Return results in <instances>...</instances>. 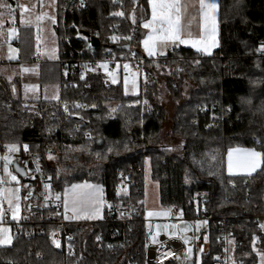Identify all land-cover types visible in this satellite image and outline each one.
<instances>
[{
  "label": "trees",
  "instance_id": "1",
  "mask_svg": "<svg viewBox=\"0 0 264 264\" xmlns=\"http://www.w3.org/2000/svg\"><path fill=\"white\" fill-rule=\"evenodd\" d=\"M17 1L6 3L16 7ZM63 7L64 0H55L58 58L46 59L38 80L41 87L58 86L59 97L23 99L13 91V85H21V78L11 81L0 75V143L6 147L27 146L21 150L19 163L28 158L29 151L41 162L43 176L50 179L56 191L63 192L80 182L103 186L106 206L120 201L116 192L124 176L130 170L144 171L149 159L151 177L159 185L165 209L179 208L188 222L212 219L215 230L202 264H215L221 251L218 238L222 218L228 219L235 258L242 264H258L254 248L264 254V0H220V46L211 56L181 47L158 59L145 57L141 50L145 36L141 24L150 18L149 0H88L86 9L73 13L63 12ZM12 16L20 26L19 40L28 34L32 50L38 36L36 27L22 24L18 10ZM131 32L135 33L131 45L137 58L165 82L171 95L180 96L183 78L195 85L189 99L177 106L172 117L158 101L160 83L141 85L138 95H127L122 78L114 85L102 72L72 79L62 73L58 60L65 49L84 51L87 59L102 58L108 51L123 53L129 47L125 38ZM109 35L117 42H108ZM66 37L71 43L61 45L60 40ZM87 38H98L100 45L88 48ZM32 55L22 51L21 59L31 64ZM62 105L68 106L73 115L70 122L63 118ZM204 107L207 111L202 113ZM169 118L172 127L168 136L179 142L181 155L156 146ZM77 122L83 124L82 132L88 131L91 139L79 133L78 142H60L56 130L71 128ZM235 147L255 148L262 154V167L256 174H226V154ZM51 157L56 158L54 164ZM136 179L144 201V172ZM24 184L23 180L25 214L39 198L24 200L29 191ZM141 213L144 216V208ZM47 215L58 219L55 212L46 209L30 213L28 228L36 232L35 238L26 241L15 237L10 246L0 247V264H68L52 247L51 234L56 227L46 222ZM114 227L106 211L101 222L69 225L68 231L76 240L72 260L80 264H122V252L96 241L100 234H111ZM129 240L133 250L143 249L136 257L137 264H149L145 260L146 225L142 218L131 224Z\"/></svg>",
  "mask_w": 264,
  "mask_h": 264
},
{
  "label": "built area",
  "instance_id": "2",
  "mask_svg": "<svg viewBox=\"0 0 264 264\" xmlns=\"http://www.w3.org/2000/svg\"><path fill=\"white\" fill-rule=\"evenodd\" d=\"M88 6V0H64L63 12L82 11ZM123 18L128 20L124 14ZM138 30V29H137ZM20 38V30L16 29V39ZM92 39L87 38V47H92ZM112 35L107 36L108 42H117ZM129 47L123 53L110 54L108 51L102 58H89L85 57L84 51L78 49L67 48L62 52V56L58 60L59 66L63 70V74L67 78L85 77L99 72H104L106 68L109 75H116L123 79L131 77L136 74L140 78V84L143 86H153L159 83L157 75L150 73L143 65V62L137 58L136 51L131 45L135 41V33L131 32L125 38ZM71 38L66 37L60 40L61 45H69ZM174 49H170L168 54H172ZM45 62L41 54H36L33 58L35 65L41 66ZM127 66V67H125ZM72 83H68L71 86ZM63 118L66 122L72 120V113L68 106L62 105L61 107ZM207 108H202L201 112L205 113ZM83 124L77 122L71 128L62 126L56 130L55 135L62 143L78 142L79 133H82L83 138L91 139V134L86 131L82 132ZM0 151L2 154L6 152V146L0 143ZM27 159L21 162V166L27 171V187L29 189L24 200H30L33 196H37L39 200L36 204H30L27 208V213H23V208L20 216L15 215L14 211L8 205L4 207V219L13 230L14 237L31 241L35 238L36 232L33 228H28L31 223L30 213L38 208L50 210L57 214L55 216L47 215L46 222H51L55 227V231L51 234V244L54 250L61 252L64 255L68 264H80L78 260L73 261L75 256V236L68 231L69 225L72 223L64 214V206L62 200V192L56 191L48 177L43 176V167L40 161L36 160L34 156L26 151ZM34 169L32 173L37 182L41 183L40 189H36L33 185V178H29V171ZM144 171L130 170L121 181L116 197L120 200L117 204L109 203L106 206L107 215H109L113 224L115 225L111 234H100L97 237V242L101 245H106L109 249L123 253L122 264H137L136 257L141 255L142 248L133 250L129 240V232L131 231V224L137 218H142L146 225V244L144 247L145 260L149 264H189L194 261L187 260V256L182 255V251L190 245L194 246L195 252H205L210 250L211 236L215 230L212 219L209 217L200 218L194 222L185 221L183 213L179 208H168V215L165 218L156 219L155 217H147L146 212L142 216L141 208H144V201L140 199V182L136 179V175L142 174ZM48 184L52 193H47L45 185ZM22 207H24L22 205ZM145 209V208H144ZM165 221L167 223H184L185 225H192L190 230L186 226H182L178 233L173 237L167 238L165 236H158L155 233V225L158 221ZM259 221V220H258ZM260 222V221H259ZM228 219L222 218L219 222V238L218 242L221 251L215 257V264H242V261L235 258V242L230 229L228 228ZM264 229V225H263ZM43 236L44 230L40 232ZM58 245V246H57Z\"/></svg>",
  "mask_w": 264,
  "mask_h": 264
},
{
  "label": "crops",
  "instance_id": "3",
  "mask_svg": "<svg viewBox=\"0 0 264 264\" xmlns=\"http://www.w3.org/2000/svg\"><path fill=\"white\" fill-rule=\"evenodd\" d=\"M207 2H215L217 4V10L215 13L216 30H215L214 37L209 31L208 25L205 24L202 13L200 11L199 0H179V3L181 5L180 36L182 40L187 41V42L181 43L179 40H176V41L167 40V41H158L153 45L152 42L150 41L149 44L152 47V52H153V54L151 55L149 54L148 49L145 47L144 42L148 40L150 36H154V35L159 36V35H162V33L160 32L161 25L159 23H152L150 27L144 26L145 24H149L153 20L152 5L149 3L150 18L142 22L141 24V28L145 31V36L141 44V50L143 54L145 55V57L158 59V58L167 56L170 49L181 48V47L192 49L195 52L201 53L202 55H206V56H211L212 54H214V52L220 46V21H219L220 0H207ZM18 14L21 17V20L22 19L24 20L25 17L22 16L20 12H18ZM51 14H52V17L49 21L50 23L49 27L53 31L55 28V21H56L55 0L52 5ZM38 21H39L38 23L32 22V26H35V27L42 26L40 24L39 18H38ZM14 27L15 29L20 28L19 24L17 23H14ZM53 33H55V30L53 31ZM37 34L38 36H37V41H36V47L34 46L32 50L30 49L31 48L30 45L32 41L30 39L28 40V37H29L28 34H23L21 40H17L16 35H15L14 44L19 47L20 45L23 46L22 51H24L25 53H28L29 51L33 52V55L31 58L32 59L31 64H27L22 59H20L18 63H20V61L23 62L20 64L23 65L21 69H24V70L32 66H37L36 71L26 70L24 72H27L25 73L26 74L25 76L33 77L38 82L40 78V66L35 65L33 63V58L36 54H41L45 61L48 58L53 59V60L57 59L58 58V46H57L58 41L56 38V34H55L54 45H52L51 43V38H52L51 35H48L47 40H45V37L47 35L43 36L42 31L38 29ZM41 37H44V39H42ZM53 37H54V34H53ZM48 41L50 42V44L48 43ZM213 44L214 46H212ZM55 45L57 46L56 49H54ZM206 46L209 49L208 51L204 50ZM22 51L19 55L20 58L22 57ZM53 51L54 53H52ZM35 72H38V73H35ZM119 79H121V77H119ZM246 150H254L256 152H259L255 148H248V147H235V148L230 149L227 152L226 158H225V169H226L227 175L234 176V177L252 176L261 169L262 162H263L262 154L259 158V166L256 168L255 171L251 172V174H249L247 170L236 167L237 160L242 159L244 157V153ZM230 151L232 153V160H233V169L231 172H229V167H228ZM19 161L20 159L15 162L19 163ZM14 163L9 162L7 157L3 156L0 153V229H6L7 226L10 227V225L6 223L4 219V207L6 205L12 208L16 217L20 216L22 208H23L22 207V202H23L22 192L24 188L23 180L25 181V184H24L25 187H27V182H26V178L22 179L14 171L13 169ZM5 169H7V171ZM32 170L34 169H31V173H33ZM13 176L16 177L15 180L12 179ZM40 184L41 183L37 182V184L35 185L36 186L35 188L40 189V186H41ZM17 189L19 191H16ZM47 193L49 192L47 191ZM88 193L94 194L95 199L88 200L86 198L84 199L81 198L82 196H85ZM10 199L12 200L11 205L9 204ZM62 200H63V206H64V209H63L64 214L66 218L71 222H77V223L79 222H90V223L91 222H101L105 218L106 204H105V199H104V188L103 186L99 184H94L92 182L74 183L64 189V191L62 192ZM74 201H76V203H74ZM65 202H67V208L65 207ZM73 208H75L76 211H73Z\"/></svg>",
  "mask_w": 264,
  "mask_h": 264
},
{
  "label": "rangeland",
  "instance_id": "4",
  "mask_svg": "<svg viewBox=\"0 0 264 264\" xmlns=\"http://www.w3.org/2000/svg\"><path fill=\"white\" fill-rule=\"evenodd\" d=\"M7 0H3V3H6ZM54 0H18L17 6H13L11 4H7L9 7H0V75H4L8 77L11 81L15 77H19L22 79L21 85H13V91L16 96L22 95L23 99L26 100H35V99H58L59 97V87L56 85L52 86H39L38 82L33 77L25 76L28 71H36L37 66H32L26 68V70L21 69L23 63L18 61L20 58L21 49L19 46L14 44L16 29L14 27L13 22V13L18 10L22 16H24V20L22 19V23L26 25H32V22L38 23V18L40 19V24L42 26L36 27L42 31V35L46 36L45 40H47L48 35H51V43L54 45L55 41V33H53L52 29L49 27L50 19L52 17L51 10ZM36 16V17H35ZM28 17V18H27ZM54 34V37H53ZM44 39V37H41ZM50 44V42L48 41ZM56 49V45L54 46ZM54 53V51L52 52ZM104 74L108 77L107 79L110 83L114 85H118L120 83L119 77L116 75H109L106 68H103ZM38 73V72H35ZM34 75V74H33ZM180 82V81H179ZM160 91L158 94V101L163 104L166 109L169 111L170 117H172L176 111V108L179 104L187 101L189 99V94L191 91L195 89V85L193 82L189 81L186 78H183L180 82V96H173L169 93L166 88L165 82L160 79L159 81ZM123 85L127 95H138L141 92V84L140 78L138 75L134 74L132 77H128L123 79ZM112 112L116 110V106L113 105L111 107ZM222 120V119H221ZM172 124L169 118L166 127L164 128L160 138L158 139L160 143L156 146L161 150L167 151L170 154L181 155L182 150L180 148V144L178 141L171 139L168 135H170ZM26 150V148H21L20 146L15 145L14 148L12 146L6 147L5 155L9 162L14 163L20 159L21 150ZM4 158V157H3ZM51 162L54 164L56 158L51 157ZM150 165V167H149ZM29 178H33V185L37 183L35 176L29 171ZM36 185V184H35ZM34 185V187H36ZM46 191L49 193L51 189L48 184L45 185ZM144 191H145V199H144V208L147 217H155L156 219L165 218L168 215V210L165 209L160 200V191L159 185L152 180L151 177V162L149 159H146V164L144 168ZM182 226L188 227L190 230L192 229V225H185L184 223H167L165 221H158L155 225V233L162 237L165 236L167 238L173 237L179 231ZM8 234L12 237V243L14 239L12 227L7 226ZM11 243V244H12ZM10 244V245H11ZM10 245H4V247H8ZM1 247V246H0ZM3 247V246H2ZM189 250H191L189 252ZM254 250L259 257V263L263 264L264 262V254L259 252L255 247ZM210 250L205 252H195L194 246L190 245L186 248V250L182 251V255L187 256V260L194 261L196 259V264H202L204 254L209 253Z\"/></svg>",
  "mask_w": 264,
  "mask_h": 264
},
{
  "label": "snow or ice",
  "instance_id": "5",
  "mask_svg": "<svg viewBox=\"0 0 264 264\" xmlns=\"http://www.w3.org/2000/svg\"><path fill=\"white\" fill-rule=\"evenodd\" d=\"M149 3L152 5V17L153 20L149 24H145V27H150L152 23H159L161 25L160 32L162 35L159 36H150L148 40H146L145 47L148 49L149 54H153L152 47L149 42L151 41L154 45L158 41H167V40H179L181 43H186L181 39V5L179 0H149ZM200 11L202 13L205 24L208 25L210 33L215 34L216 30V10L217 4L215 2H207V0H199ZM0 7H9L6 3H3V0H0ZM117 15H122V13H117ZM214 46V44L212 45ZM205 51H208V47L204 48ZM127 67V66H125ZM14 148V146H12ZM27 146H25L26 148ZM261 153L256 152L254 150H246L244 153V157L242 159H238L236 162V167L240 169L247 170L249 174L255 171L259 166V158ZM229 172L233 169V160L232 153L229 152ZM7 171V169H5ZM13 180L16 179L15 176L12 177ZM76 187V186H74ZM16 191H19L18 189ZM82 199L86 198L88 200H94V194L88 193L85 196L81 197ZM12 200H9V204L11 205ZM76 203V201H74ZM65 207L67 208V202H65ZM73 211H76L73 208ZM15 213L13 215V219H15ZM12 243V237L8 234L7 229H0V246L10 245ZM58 246V245H57ZM191 250H189L190 252Z\"/></svg>",
  "mask_w": 264,
  "mask_h": 264
},
{
  "label": "water",
  "instance_id": "6",
  "mask_svg": "<svg viewBox=\"0 0 264 264\" xmlns=\"http://www.w3.org/2000/svg\"><path fill=\"white\" fill-rule=\"evenodd\" d=\"M136 1V0H134ZM92 45L94 47H97L100 45V40L98 38H92ZM14 171L22 178L25 179L27 177V171L24 167H22L18 162H15L13 164ZM34 172V170H32ZM189 264H194L193 262H190Z\"/></svg>",
  "mask_w": 264,
  "mask_h": 264
}]
</instances>
